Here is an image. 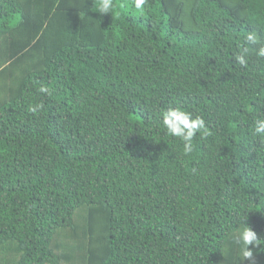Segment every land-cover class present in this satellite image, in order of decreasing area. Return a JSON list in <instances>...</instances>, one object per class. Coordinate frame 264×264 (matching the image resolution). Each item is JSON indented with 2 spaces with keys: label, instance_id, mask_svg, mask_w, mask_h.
I'll return each mask as SVG.
<instances>
[{
  "label": "trees",
  "instance_id": "16d2710c",
  "mask_svg": "<svg viewBox=\"0 0 264 264\" xmlns=\"http://www.w3.org/2000/svg\"><path fill=\"white\" fill-rule=\"evenodd\" d=\"M116 2L0 0V264H249L230 236L248 212L264 238V0ZM175 107L208 133L187 156Z\"/></svg>",
  "mask_w": 264,
  "mask_h": 264
},
{
  "label": "clouds",
  "instance_id": "9594fccd",
  "mask_svg": "<svg viewBox=\"0 0 264 264\" xmlns=\"http://www.w3.org/2000/svg\"><path fill=\"white\" fill-rule=\"evenodd\" d=\"M147 0H134V9L138 14H143L144 5ZM94 9L91 5V10L101 15L110 14L119 18L123 10L128 9L129 5L125 3H118L116 0H93ZM19 19V18H17ZM246 41L249 43H256L257 36L255 33H249L246 36ZM258 54L264 57V47H260ZM241 65L246 63L243 54L237 57ZM42 92H48L47 87H41ZM42 105L29 106V110L35 113ZM161 123L166 132L172 136L179 138L183 145V154L189 155L194 151V137L198 132H203L207 135L204 120L200 116H193V114L181 107L169 108L162 113ZM254 134L264 136V118H257L254 121ZM248 212L240 216L236 222L234 231L231 233L230 239L235 245L239 253V261L248 260L249 264H254L253 248L260 246L264 248L261 238L257 233L245 222ZM251 245L252 247H249Z\"/></svg>",
  "mask_w": 264,
  "mask_h": 264
},
{
  "label": "rangeland",
  "instance_id": "374dc122",
  "mask_svg": "<svg viewBox=\"0 0 264 264\" xmlns=\"http://www.w3.org/2000/svg\"><path fill=\"white\" fill-rule=\"evenodd\" d=\"M79 210V209H78ZM78 210L76 211L75 215H74V221H77V213H78ZM80 221L76 222V225L77 226H81L80 224ZM71 234V231L69 229H62V231L60 230L59 231V234L56 235V238H58V242H60V244H63L67 247V249H62V252L64 251V254H68V255H74L76 256L77 255V251L76 249L73 247L74 245H76V247L79 245L77 242H76V239H73V238H66L64 235H70ZM71 248V249H69ZM82 250V248L80 249V251ZM61 250H58L57 253H59ZM61 252V253H62ZM70 262L68 263L66 260H63L65 264H79L80 261L79 259L76 257H70Z\"/></svg>",
  "mask_w": 264,
  "mask_h": 264
}]
</instances>
